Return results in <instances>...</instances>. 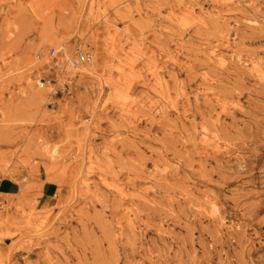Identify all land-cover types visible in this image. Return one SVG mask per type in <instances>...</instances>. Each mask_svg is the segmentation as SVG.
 <instances>
[{"label":"rangeland","instance_id":"374dc122","mask_svg":"<svg viewBox=\"0 0 264 264\" xmlns=\"http://www.w3.org/2000/svg\"><path fill=\"white\" fill-rule=\"evenodd\" d=\"M238 2L0 0V181L26 187L0 264H264V0Z\"/></svg>","mask_w":264,"mask_h":264},{"label":"bare ground","instance_id":"6f19581e","mask_svg":"<svg viewBox=\"0 0 264 264\" xmlns=\"http://www.w3.org/2000/svg\"><path fill=\"white\" fill-rule=\"evenodd\" d=\"M93 2H95V0H92ZM222 5H225L226 7L229 5H233V6H238L241 5L239 4L238 0H221ZM99 7V6H98ZM105 12V11H104ZM118 12V10H117ZM190 14L193 16L195 14V10L194 7H192L190 9ZM198 17H204V16H209L212 17L213 16V11H210L209 13H205V12H200L197 13ZM102 19L104 21L105 24H107V29L112 28L114 25V23L112 22V20H109L107 14L103 13L102 15ZM218 21L222 19V16H217L216 18ZM249 24H256V22L253 21H248ZM116 33L115 29L114 32ZM45 41L48 45H52L54 47H56V49L58 50V53H61V61H62V65L60 66L61 68V72H63L64 70L68 73L69 76H73V75H77L79 74H90V76H95L96 73L95 72V62L94 60L91 58V56H89L88 61L85 63H81L77 68L72 66L71 64V58H70V54L69 51L66 47V43L64 41H58L55 38L52 37V35L45 37ZM229 47V45H228ZM92 59V60H91ZM209 60L216 62L219 66H224L226 63V58L222 55H218L216 53L215 50H212L209 54ZM251 70L254 74V76L258 77L259 79H263V75H264V68L262 66V64L257 63V62H252L251 65ZM2 114L0 113V121H2ZM209 134L207 133H203L201 134V138H200V142L203 146L208 147L212 144V141L214 140V136L210 137L208 136ZM46 151V154L48 155V157L50 158V160L55 161L60 155H59V149L54 146V147H44L43 148ZM56 180L54 179H48L47 183H55ZM26 190V187H20L19 188V192L20 194H23ZM18 193L16 195L13 196H17ZM212 212L216 213V209L214 208V206L212 205ZM132 215H129L128 220L131 226H133V221H132Z\"/></svg>","mask_w":264,"mask_h":264},{"label":"crops","instance_id":"0c3cea01","mask_svg":"<svg viewBox=\"0 0 264 264\" xmlns=\"http://www.w3.org/2000/svg\"><path fill=\"white\" fill-rule=\"evenodd\" d=\"M3 181H0V184L2 183ZM4 182H7L5 184V188H6V192L5 193H1L0 192V195L2 196H13V195H16L18 190H19V186L17 183L15 182H11V181H4ZM56 192H57V188H56V185L55 184H51V183H46L43 185L42 189H41V194H40V197L37 201V203H47L46 207L45 208H48L49 206V201H51L52 199H54L55 195H56Z\"/></svg>","mask_w":264,"mask_h":264},{"label":"built area","instance_id":"2783aa9c","mask_svg":"<svg viewBox=\"0 0 264 264\" xmlns=\"http://www.w3.org/2000/svg\"><path fill=\"white\" fill-rule=\"evenodd\" d=\"M51 54L53 55V52ZM88 58V53H84L81 48H77L75 50V57L72 59L71 64L77 68L81 63L87 62Z\"/></svg>","mask_w":264,"mask_h":264},{"label":"trees","instance_id":"16d2710c","mask_svg":"<svg viewBox=\"0 0 264 264\" xmlns=\"http://www.w3.org/2000/svg\"><path fill=\"white\" fill-rule=\"evenodd\" d=\"M7 182H2L1 184H0V192L1 193H5L6 192V188H5V184H6Z\"/></svg>","mask_w":264,"mask_h":264}]
</instances>
